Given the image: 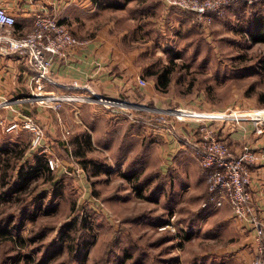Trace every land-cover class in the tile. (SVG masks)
Listing matches in <instances>:
<instances>
[{
	"label": "rangeland",
	"instance_id": "1",
	"mask_svg": "<svg viewBox=\"0 0 264 264\" xmlns=\"http://www.w3.org/2000/svg\"><path fill=\"white\" fill-rule=\"evenodd\" d=\"M258 15L264 20V0H236L214 14L207 27L198 24L206 60L202 65L183 61L186 65L174 68L172 94L178 105L264 106L257 96L264 89V40L253 41L247 33ZM90 100H63L56 106L33 101L50 108L55 138L31 146L24 128L11 130L14 139L6 138L12 149L0 150V264H211V255L200 252L208 239L198 237L197 224L190 227V238L181 234V217L194 216L200 199L190 200L183 192L182 199L174 197L180 192L178 176L172 179L176 190L166 199V180L159 170L147 171L152 164L145 150L125 161L115 134L105 136L106 143L91 139L89 118L99 120V113L91 114ZM98 101L103 109L120 105ZM123 108L141 116L152 112ZM77 139L83 141L78 149ZM48 155L57 159L49 172L41 167L25 186L2 194L21 161L47 162ZM83 156L89 159L82 162Z\"/></svg>",
	"mask_w": 264,
	"mask_h": 264
},
{
	"label": "crops",
	"instance_id": "2",
	"mask_svg": "<svg viewBox=\"0 0 264 264\" xmlns=\"http://www.w3.org/2000/svg\"><path fill=\"white\" fill-rule=\"evenodd\" d=\"M109 1L0 0V5L15 16L11 26L13 34L29 30L37 10L52 12L67 23L79 42L66 56L53 57L51 80L46 81L45 88L94 97L88 107L94 111L92 115L99 113V120L89 118L87 128L91 139L99 138L105 142V136L109 138L115 134L116 147L122 151L125 161L127 157L143 155L145 150L144 157L152 164L147 171L159 170L166 180V199L176 190L172 180L175 176L179 178L180 191L174 193L175 198L182 199L180 193L183 192L189 193L187 198L190 200L200 199L196 234L201 239H208L202 242V257L211 255V264H250L251 229L232 214L228 202L217 207L204 206L206 209L198 213L202 208L201 200L206 196L207 169L199 162L192 143L200 137L199 125L205 123L227 140L231 152L237 153L244 145L255 152V160L249 162V189L254 205L264 217V119L248 117L233 122L187 117L174 120L172 128L167 129L128 116L125 112L136 116L137 112L124 110L123 105L103 109L97 96L173 108L179 104L172 94L174 80L169 81L166 90L158 89L155 70L170 60L198 64L206 57L197 36V25L186 11L163 0ZM32 73L19 53L0 51V99H11L9 104L0 105V117L7 119L8 116L31 114L44 128L42 140L52 141L57 129L54 115L50 108L33 101L42 102L27 97ZM139 76L145 78L144 84L138 83ZM81 107H78L79 111ZM210 108L221 107L202 109ZM118 112L124 116L115 117L114 113ZM0 137L14 139L11 130L1 126ZM103 146L107 148L108 145L103 143ZM208 218L213 220L211 225H206Z\"/></svg>",
	"mask_w": 264,
	"mask_h": 264
},
{
	"label": "built area",
	"instance_id": "3",
	"mask_svg": "<svg viewBox=\"0 0 264 264\" xmlns=\"http://www.w3.org/2000/svg\"><path fill=\"white\" fill-rule=\"evenodd\" d=\"M168 5L193 11L195 21L202 27H207L214 14L223 12L225 6L236 0H163ZM15 16L0 5V51L17 52L33 70L28 99L56 106L63 100L78 98L94 99L90 95L53 92L45 88V83L51 80L50 65L54 56L64 57L79 39L71 32L67 23L56 14L37 10L33 14L32 27L24 33L13 34L11 26ZM139 84L146 82L145 78H137ZM103 100V99H98ZM11 99H0V105L9 104ZM124 106V105H123ZM130 107V106H128ZM139 108V107H135ZM149 109V108H144ZM152 112L139 115L125 112L128 116L151 124H159L171 129L174 120L187 117L210 120H231L240 122L244 118L264 119V106L240 109L234 106L224 108H194L176 105L170 111L149 109ZM0 126L5 130L24 128L30 132L31 146L41 144L44 128L31 114L23 113L10 119L0 117ZM199 139L192 144L201 165L207 169L206 196L201 200L202 206L217 207L224 202L231 206L232 214L246 223L251 229L252 252L250 264H264V217L253 203L249 183L251 170L249 162L255 160L256 154L248 145H244L237 153L230 150L227 140L213 131L205 123L198 127ZM68 132V128L65 129ZM50 167L57 165L54 155L47 156Z\"/></svg>",
	"mask_w": 264,
	"mask_h": 264
},
{
	"label": "trees",
	"instance_id": "4",
	"mask_svg": "<svg viewBox=\"0 0 264 264\" xmlns=\"http://www.w3.org/2000/svg\"><path fill=\"white\" fill-rule=\"evenodd\" d=\"M97 1L98 2L105 1L107 3L110 2L109 0H97ZM173 6H175V5H173ZM182 10L186 11L190 15L193 22L198 26V23L194 19L195 18L194 12L190 11V10H185V9H182ZM247 33L253 41L264 40V20H263L262 16L258 15L252 19V24L250 27L247 28ZM205 60H206V57H204L201 61H199L198 64L200 63L202 65V63ZM187 62H191V61H187ZM184 65H186V64L183 61H172V60H170L168 62L163 63L154 72L155 73V75H154L155 76V86L160 90H166L167 86L169 84V81L171 79H173L172 72H173L174 68H177L179 66H184ZM262 66L264 67V64H262ZM257 96H258V99L260 101L264 102V89L259 90L257 93ZM81 135H82L83 141H85V142L88 141V134H86V133L84 134V132H83V134H81ZM5 140L6 139H4V141L2 140V142L0 141V150L3 152H8L12 149L10 146L11 143L7 142L8 144H6ZM80 140L81 139H77V141H78L77 149L80 147L81 142H83ZM88 159L89 158H87L86 156H83L81 158V161L85 162ZM24 162H25V160L21 161L20 164L17 166L16 175H15L13 181L10 183V185L7 188H4L2 190V194H7L8 191L17 190V189H20L23 186H25L27 181L29 180L31 174L33 173V171H35V170L38 171L41 167L45 168L47 170V172L50 171V168H49L46 160L39 159L35 163L28 161V164H26ZM4 169H3V175L5 176L7 174V172L4 171ZM124 175L130 176V173L124 172ZM42 195H44V193ZM201 207L202 208L199 209L198 213H201L203 211V209H206V207H204V206H201ZM196 213H197V211H195L194 216H191L189 218L181 217V220L185 221L184 222L185 225L182 226L183 229L181 231L183 239H188L191 237L190 227H192V225L196 226V223H197ZM194 222H195V224H194Z\"/></svg>",
	"mask_w": 264,
	"mask_h": 264
},
{
	"label": "water",
	"instance_id": "5",
	"mask_svg": "<svg viewBox=\"0 0 264 264\" xmlns=\"http://www.w3.org/2000/svg\"><path fill=\"white\" fill-rule=\"evenodd\" d=\"M96 99H103L110 103H117L124 106H130V107H139V108H149V109H155L160 111H170L171 108H161L156 106H151L146 103H142L139 101H131L125 98H113V97H105V96H97Z\"/></svg>",
	"mask_w": 264,
	"mask_h": 264
}]
</instances>
